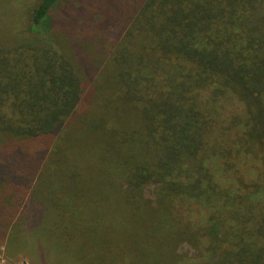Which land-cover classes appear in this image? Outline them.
<instances>
[{"label": "trees", "instance_id": "trees-1", "mask_svg": "<svg viewBox=\"0 0 264 264\" xmlns=\"http://www.w3.org/2000/svg\"><path fill=\"white\" fill-rule=\"evenodd\" d=\"M64 3L0 0V244L264 264V0Z\"/></svg>", "mask_w": 264, "mask_h": 264}, {"label": "rangeland", "instance_id": "rangeland-1", "mask_svg": "<svg viewBox=\"0 0 264 264\" xmlns=\"http://www.w3.org/2000/svg\"><path fill=\"white\" fill-rule=\"evenodd\" d=\"M28 1L30 3H33L36 0H28ZM65 3H67V0H65ZM65 3H64V5H65ZM23 9H25L24 5H23ZM148 188L150 190L152 189L151 186H147L145 188V194H146L147 197H150L152 199V196H150V194H151L150 191L147 190ZM180 249L181 250L189 249L190 251H192L188 247V245H186V244L182 245L180 247ZM24 253H25V251L23 253L22 252H17L15 254L7 253L6 245L0 244V264H34L33 262H31V260Z\"/></svg>", "mask_w": 264, "mask_h": 264}]
</instances>
